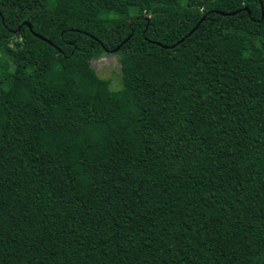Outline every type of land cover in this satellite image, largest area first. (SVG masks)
Segmentation results:
<instances>
[{
  "label": "trees",
  "instance_id": "obj_1",
  "mask_svg": "<svg viewBox=\"0 0 264 264\" xmlns=\"http://www.w3.org/2000/svg\"><path fill=\"white\" fill-rule=\"evenodd\" d=\"M0 264H264V0H0Z\"/></svg>",
  "mask_w": 264,
  "mask_h": 264
},
{
  "label": "rangeland",
  "instance_id": "obj_2",
  "mask_svg": "<svg viewBox=\"0 0 264 264\" xmlns=\"http://www.w3.org/2000/svg\"><path fill=\"white\" fill-rule=\"evenodd\" d=\"M130 11L132 12L133 10L130 9ZM89 64L98 77L108 79L109 89L115 90L119 88V64L114 53H103L91 59Z\"/></svg>",
  "mask_w": 264,
  "mask_h": 264
},
{
  "label": "water",
  "instance_id": "obj_3",
  "mask_svg": "<svg viewBox=\"0 0 264 264\" xmlns=\"http://www.w3.org/2000/svg\"><path fill=\"white\" fill-rule=\"evenodd\" d=\"M117 47H115L114 49L110 50V52H112L113 50H115Z\"/></svg>",
  "mask_w": 264,
  "mask_h": 264
}]
</instances>
